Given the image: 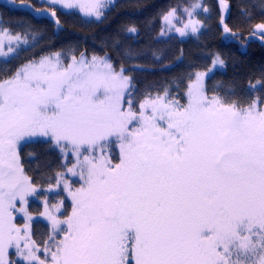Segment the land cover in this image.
Returning a JSON list of instances; mask_svg holds the SVG:
<instances>
[{
	"label": "snow or ice",
	"instance_id": "snow-or-ice-1",
	"mask_svg": "<svg viewBox=\"0 0 264 264\" xmlns=\"http://www.w3.org/2000/svg\"><path fill=\"white\" fill-rule=\"evenodd\" d=\"M57 5L97 20L106 7L104 0H49L54 18ZM196 8L207 11L186 8L182 27L172 23L176 9L163 19L181 36L196 33ZM223 32L235 35L227 24ZM253 35L264 39V23ZM13 42L28 39L0 30V55L14 52ZM64 60L57 52L0 79V264H264V95L252 94L264 90V76L247 97L226 99L208 97L198 73L186 106L165 89L137 107L130 93L125 98L130 78L122 68L84 53ZM224 63L214 57V65ZM26 137L47 138L68 161L55 185L71 197L72 214L61 219L63 201L46 202L44 243L30 224L13 223L16 201L26 205L37 192L17 151Z\"/></svg>",
	"mask_w": 264,
	"mask_h": 264
},
{
	"label": "trees",
	"instance_id": "trees-1",
	"mask_svg": "<svg viewBox=\"0 0 264 264\" xmlns=\"http://www.w3.org/2000/svg\"><path fill=\"white\" fill-rule=\"evenodd\" d=\"M12 1L16 5H38L33 0ZM219 1L115 0L98 21L58 9L52 20L27 8L0 5L2 28L25 34L28 39V44L12 57L0 58V79L48 54L59 52L69 61L73 55L84 53L87 57H106L116 70L123 69L130 78L128 93L137 107L148 96L163 94L165 89L170 98L185 105L186 91L195 74L207 70L219 54L225 63L205 81V94L243 99L251 86L259 89L257 81L264 76V39L253 35L254 25L264 23V0H225L224 11ZM196 3L207 8L196 9L203 24L201 30L186 39L161 38L163 16L171 9L179 11ZM40 8L50 10L43 5ZM224 24L234 36L223 32ZM126 25H135L138 32H125ZM252 94L264 95V90ZM18 153L25 175L42 192L50 183L55 185L57 172L64 171L60 153L48 142L25 144ZM30 207L38 212L40 205L32 202ZM31 231L37 242L47 241L49 228L45 223L35 221Z\"/></svg>",
	"mask_w": 264,
	"mask_h": 264
},
{
	"label": "rangeland",
	"instance_id": "rangeland-1",
	"mask_svg": "<svg viewBox=\"0 0 264 264\" xmlns=\"http://www.w3.org/2000/svg\"><path fill=\"white\" fill-rule=\"evenodd\" d=\"M35 2L38 3V5H35V6H29V5H16L12 0H0V5H3V6H12V7H20V8H27L29 9L30 11L34 12L35 15L37 16H45V17H48L52 20H54V17L51 16V11L52 9L49 7V0H33ZM115 2V0H104V3L106 4V7L103 9V12L109 8V6L113 5V3ZM220 2V1H219ZM196 4H199L200 3H196ZM40 5L42 6H45V7H48V9L50 10H41L40 8ZM56 9L60 10V11H67V12H70V11H75V12H78L81 16L85 17V18H88V19H93V20H97L94 16L92 17H89V16H85L82 12L79 11V8H73V9H64L62 6L60 5H57L56 6ZM185 9H182V10H176V18L173 19L172 23L176 25V27H182L183 26V23H187L188 22V15H187V12H185ZM189 10H192V6L190 8H187ZM197 9V8H196ZM194 10L193 11V16L192 18L193 19H197L200 21V25L198 26L199 27V30L196 32V33H192L191 32V29L189 28L187 31H186V35L184 36H181L176 30L175 28H171L165 21L164 19H162V22H161V32H160V36L161 38H168L169 36H176L180 39H186L188 36H192V35H196L201 29V26H203L202 24V21L200 20V18L196 15L197 14V10ZM178 20H181L183 23H178L177 21ZM98 21V20H97ZM0 30H4V28H2L1 26V16H0ZM8 31V30H7ZM9 32V31H8ZM10 33V32H9ZM261 40V38H260ZM264 42V41H263ZM9 44H8V41L7 39L4 40V51L7 52V48H8ZM12 46L15 48V51L12 52V53H8L7 56H3V55H0V58L3 59V60H7L9 59L10 57H12L16 51H18L21 47H25L26 44H22V45H19L17 46L15 44V42H13ZM54 54V53H52ZM52 54H48L46 56H43V57H47V56H50ZM41 57V58H43ZM215 57V56H214ZM214 57L212 58V61H211V64H210V67L205 70V71H202V72H199V73H204V78H203V88L205 89V81L207 80V78H209L210 76H212L216 71L222 69V67L218 64L214 65L213 64V60H214ZM39 58V60L41 59ZM77 59L80 58V55L78 57H76ZM89 59H91L92 57H88ZM100 58H106V57H100ZM107 59V58H106ZM37 60V61H39ZM65 63H70L71 60L69 61H65ZM27 64V63H25ZM24 65V64H23ZM20 68V67H19ZM120 69H118L117 71H119ZM198 73L195 74L192 82L190 84H192L195 79H196V75ZM125 75V73H124ZM130 84H129V88L125 94V98L127 99V96H128V91L130 89ZM189 89V87H188ZM188 89L186 91V95H185V101H186V104L185 106L187 105L188 103ZM127 108V104H125V109ZM38 141H42V142H47V138L45 137H31V138H24L22 139L19 144H18V147H17V151L19 150V148L24 145V144H27V143H31V142H38ZM52 145V144H51ZM53 146V145H52ZM54 147V146H53ZM55 148V147H54ZM56 149V148H55ZM74 159V157H73ZM68 162V161H67ZM62 163L65 164V159H62ZM21 164V162H20ZM64 171H66V169H64ZM69 178H77V177H69ZM80 183L79 180L73 185L74 189L79 187L80 186ZM52 197L50 200L49 198ZM27 204L26 205H23L20 203L19 200L16 201V208L12 210L13 212V216H14V220H13V223H15L18 227H20L21 229L24 228V225L25 224H30V228L32 227V224L35 222V221H41L43 223H45L48 228H49V235L51 233V227H50V222L45 218V216L43 215L44 211H45V206H46V202H47V207L51 208L52 205L54 204H61V201H63V203L61 204L60 206V209L58 212H56L55 214L61 218V219H67L68 216H70L72 214V200H71V197L68 196V193L66 191L63 190V186L61 185L60 187H57L56 185L52 186L51 189L48 188L47 190L45 191H41L37 188V192L33 195H30L28 196L27 198ZM32 202H37L39 205H40V208H39V211L38 212H35L31 207H30V204ZM65 205H67V208L65 209ZM21 208H25L28 215H30L32 217V220L31 221H28L27 217L25 216V213L20 211ZM61 228H64L66 229V225H61L60 226ZM32 232V231H31ZM59 238H63V234L60 235ZM46 242V241H45Z\"/></svg>",
	"mask_w": 264,
	"mask_h": 264
},
{
	"label": "flooded vegetation",
	"instance_id": "flooded-vegetation-1",
	"mask_svg": "<svg viewBox=\"0 0 264 264\" xmlns=\"http://www.w3.org/2000/svg\"><path fill=\"white\" fill-rule=\"evenodd\" d=\"M28 144V143H27ZM25 145V144H24ZM23 146V145H22ZM110 155L113 157V162L115 163V162H118V160H119V147L118 146H114L113 148H112V150H111V153H110ZM69 158L70 159H73V157L71 156V154H69ZM65 163H67V159H65ZM70 179V181H75V183L78 181V177L77 178H74V179H72V178H69ZM74 183V184H75ZM67 208V205H65V209Z\"/></svg>",
	"mask_w": 264,
	"mask_h": 264
},
{
	"label": "water",
	"instance_id": "water-1",
	"mask_svg": "<svg viewBox=\"0 0 264 264\" xmlns=\"http://www.w3.org/2000/svg\"><path fill=\"white\" fill-rule=\"evenodd\" d=\"M222 10L224 11V10H225V8L223 7V8H222Z\"/></svg>",
	"mask_w": 264,
	"mask_h": 264
}]
</instances>
